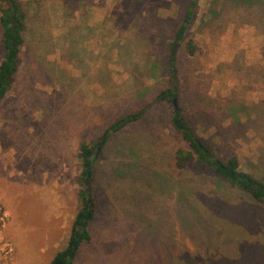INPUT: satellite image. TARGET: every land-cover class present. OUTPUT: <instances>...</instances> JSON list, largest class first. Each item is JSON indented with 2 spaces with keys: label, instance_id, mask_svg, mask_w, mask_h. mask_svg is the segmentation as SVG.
<instances>
[{
  "label": "rangeland",
  "instance_id": "rangeland-1",
  "mask_svg": "<svg viewBox=\"0 0 264 264\" xmlns=\"http://www.w3.org/2000/svg\"><path fill=\"white\" fill-rule=\"evenodd\" d=\"M53 1L63 2L47 0L48 18L33 19L44 33H27L0 104V264H47L67 245L81 207L80 143L143 108L95 167L92 240L73 264H264V204L209 170L177 168L174 151L187 144L170 121L172 103L158 98L172 50L177 104L196 134L264 176V35L254 10L213 17V2L199 0L179 41L190 0H83L70 18ZM3 52L0 31V62Z\"/></svg>",
  "mask_w": 264,
  "mask_h": 264
},
{
  "label": "trees",
  "instance_id": "trees-1",
  "mask_svg": "<svg viewBox=\"0 0 264 264\" xmlns=\"http://www.w3.org/2000/svg\"><path fill=\"white\" fill-rule=\"evenodd\" d=\"M63 2H51V7L57 12L58 17H71L74 10L78 8V2L86 4L83 0H62ZM213 17H218L228 7H245L254 10L252 16L264 35V0H211ZM199 0H190L183 20L176 29V39L183 41L186 38L189 26L194 20ZM47 0H0V31L3 46V58L0 62V104L6 94L13 86L14 78L21 65V54L26 42L27 33H41L43 26H39L33 19L45 18L48 15L46 8ZM46 10L45 13L43 11ZM145 11V10H142ZM48 17H46L47 19ZM43 21V20H42ZM45 23V21H44ZM76 25H70L68 38L74 45L78 39L75 36ZM80 40V39H79ZM199 46L194 38L186 42V51L193 56L197 53ZM169 71V87L163 89L158 98L162 101L168 100L172 103L173 112L170 121L187 145H181L174 151L176 167L186 169L191 166L209 170L215 173L221 181L225 182L231 189H239L248 193L256 202L264 204V176L257 177L244 171L240 165L237 154H233L227 160L222 159L206 141L199 137L188 123L183 108L174 102L179 96V67L178 55L170 50L167 57ZM155 65L151 66L154 74ZM150 71V72H151ZM178 100V99H177ZM145 112V108L129 111L116 120L111 121L95 140L82 141L79 146L78 156L81 161V170L78 175L79 196L81 207L75 215L70 237L67 245L56 252L47 264H73L76 255L83 242H91L92 235L89 230L90 223L95 219L97 209V198L94 193L93 179L95 167L104 151L111 135L120 131L128 122L139 119ZM239 122V118H237Z\"/></svg>",
  "mask_w": 264,
  "mask_h": 264
},
{
  "label": "water",
  "instance_id": "water-1",
  "mask_svg": "<svg viewBox=\"0 0 264 264\" xmlns=\"http://www.w3.org/2000/svg\"><path fill=\"white\" fill-rule=\"evenodd\" d=\"M175 47H176V45H175ZM175 47H174V49H175ZM174 102L177 103V98L176 97L174 98Z\"/></svg>",
  "mask_w": 264,
  "mask_h": 264
},
{
  "label": "crops",
  "instance_id": "crops-1",
  "mask_svg": "<svg viewBox=\"0 0 264 264\" xmlns=\"http://www.w3.org/2000/svg\"><path fill=\"white\" fill-rule=\"evenodd\" d=\"M56 254V253H55Z\"/></svg>",
  "mask_w": 264,
  "mask_h": 264
}]
</instances>
